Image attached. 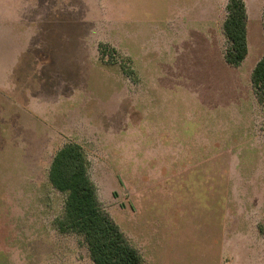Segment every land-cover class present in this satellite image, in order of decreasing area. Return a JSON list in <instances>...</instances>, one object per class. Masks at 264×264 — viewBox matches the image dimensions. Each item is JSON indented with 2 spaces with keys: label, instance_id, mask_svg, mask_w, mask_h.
<instances>
[{
  "label": "rangeland",
  "instance_id": "obj_1",
  "mask_svg": "<svg viewBox=\"0 0 264 264\" xmlns=\"http://www.w3.org/2000/svg\"><path fill=\"white\" fill-rule=\"evenodd\" d=\"M247 1L258 29L264 0ZM224 15L222 0H0V264H94L57 224L49 171L68 143L142 264H264V95L254 51L225 61Z\"/></svg>",
  "mask_w": 264,
  "mask_h": 264
},
{
  "label": "trees",
  "instance_id": "obj_2",
  "mask_svg": "<svg viewBox=\"0 0 264 264\" xmlns=\"http://www.w3.org/2000/svg\"><path fill=\"white\" fill-rule=\"evenodd\" d=\"M226 10L224 32L229 45L224 58L230 66L238 67L248 55L246 4L244 0H229ZM251 80L256 93L264 95V54ZM89 169L87 153L77 143L66 144L54 155L49 180L67 195L58 228L82 235L94 264H142L139 250L102 207Z\"/></svg>",
  "mask_w": 264,
  "mask_h": 264
},
{
  "label": "crops",
  "instance_id": "obj_3",
  "mask_svg": "<svg viewBox=\"0 0 264 264\" xmlns=\"http://www.w3.org/2000/svg\"><path fill=\"white\" fill-rule=\"evenodd\" d=\"M229 0H222L223 6H224V11H225V15L224 18L222 19V23L224 25L225 19L227 17V10H226V6L228 4ZM245 4H246V9H247V14H248V24H247V38H248V55L247 57L244 59V61L236 68H240L242 67L248 60V57L251 55L252 51H254L255 53V60L254 62L251 64V73L256 65V63L259 61V59L262 57V55L264 54V12H260L259 11V15H257L258 18V22L260 23V27L258 29H254L251 25V21H254L251 17V14L249 12V4L247 0H244ZM223 31V35L224 34V28L222 29ZM253 31V33L251 32ZM254 37L256 38V42L254 41ZM226 38V36H225Z\"/></svg>",
  "mask_w": 264,
  "mask_h": 264
}]
</instances>
